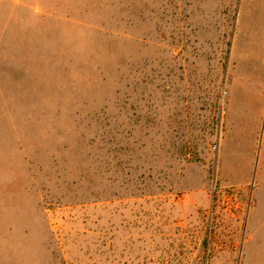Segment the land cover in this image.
I'll use <instances>...</instances> for the list:
<instances>
[{"label":"rangeland","instance_id":"374dc122","mask_svg":"<svg viewBox=\"0 0 264 264\" xmlns=\"http://www.w3.org/2000/svg\"><path fill=\"white\" fill-rule=\"evenodd\" d=\"M222 10L0 0V264H264Z\"/></svg>","mask_w":264,"mask_h":264},{"label":"crops","instance_id":"0c3cea01","mask_svg":"<svg viewBox=\"0 0 264 264\" xmlns=\"http://www.w3.org/2000/svg\"><path fill=\"white\" fill-rule=\"evenodd\" d=\"M223 35L228 32V63L233 79L231 88L256 89L245 91L228 102L230 118L241 121L238 126L256 128L261 124L260 149L264 160V0H222ZM228 15V22L226 16ZM238 113V114H237ZM258 183L264 184V176ZM256 199L264 201V192ZM264 212V202L262 209ZM258 214L251 215L257 223Z\"/></svg>","mask_w":264,"mask_h":264}]
</instances>
